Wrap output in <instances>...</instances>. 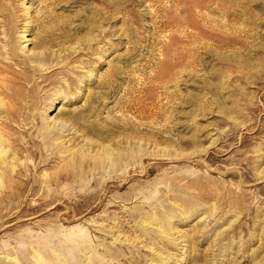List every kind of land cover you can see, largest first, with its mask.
Listing matches in <instances>:
<instances>
[{
	"label": "rangeland",
	"instance_id": "1",
	"mask_svg": "<svg viewBox=\"0 0 264 264\" xmlns=\"http://www.w3.org/2000/svg\"><path fill=\"white\" fill-rule=\"evenodd\" d=\"M0 59L16 113L0 118L16 139L0 191L24 163L55 184L0 201L1 263L47 244L69 261L56 241L18 237L76 233L92 241L80 261L111 248L122 257L103 264H264V0H0ZM83 169L98 183L78 192L88 201L73 190Z\"/></svg>",
	"mask_w": 264,
	"mask_h": 264
},
{
	"label": "bare ground",
	"instance_id": "2",
	"mask_svg": "<svg viewBox=\"0 0 264 264\" xmlns=\"http://www.w3.org/2000/svg\"><path fill=\"white\" fill-rule=\"evenodd\" d=\"M25 39H26V37H25ZM29 40L30 39H26L25 41H29ZM15 49L16 48L14 45L8 44L7 52L9 53V55L12 58L16 57V55H15L16 50ZM13 56H15V57H13ZM42 59H43V57H41V56H34L30 60L31 61H42ZM47 60H48V62L46 63V65H47L46 67H47V69H50V72L53 70H56L55 68L60 66V63H58L54 58L47 59ZM0 63L3 66V68H2L3 71H9V69H10L9 66L7 64H5L3 62V60L0 59ZM22 65H23L22 69L24 71L31 70V72L34 75L38 74V78L40 79V81L36 82L34 84H39L40 82L45 81L44 80L45 75L41 74L40 71L37 70V68L30 66L28 63H22ZM12 73H13L14 77L10 80V83L15 84L16 80L18 78L16 76L17 73H16V71H14ZM70 83L72 85H76V82L74 79H70ZM6 94H8V93L6 92ZM9 95L12 96L13 95L12 92L9 93ZM15 114H16L15 110L13 108H9L8 106L2 104L1 99H0V118L4 117L5 119H7L9 117H14ZM1 115H3V116H1ZM61 115L65 116V118H66V116H68V115H70V117L74 116V113L61 112ZM65 118H62V119L64 120ZM69 119H68V121H70ZM68 121H67V123H68ZM61 122H63V121H61ZM52 125H53L52 127L50 126L51 128H47L49 126V125H47V127H45V129L43 128V130L41 132H39L40 133L39 135L37 134L38 135L37 137L40 136L42 139L41 144L43 142H47L48 139L50 138V135L57 130L55 123H53ZM59 125H60V122H59ZM3 127L4 126L0 123V177H2L3 179H7V177L10 175L9 172L13 171V169H14L11 167L10 171L7 170V168H8L6 166L8 164L7 158H9L7 154L11 150L16 139L10 138L7 135V133L3 132ZM89 128H90V126H89ZM58 130H60V129H58ZM18 137H19V135H18ZM27 142L29 143L30 146L29 147L24 146V150H26L28 152L29 158L35 159L39 153L42 154V152H43L42 150H40L39 152L37 150L38 149V146H37L38 141L36 140V136H33V137L30 136V138H28ZM56 159H57L56 153L52 152L49 155L43 156L41 158V162L44 165H49L50 163H52ZM109 161H112V160H110L108 157H106V158L104 157V158L100 159V161L98 162L99 163V171H98L97 176L102 174L101 168H103V167H105V165L109 164ZM31 170H32V168L27 163H24L23 166L21 167V170L19 172H17V171L15 172V176H17V179L19 178L21 180V182L18 184L14 183L13 187L15 189V192L6 191V190L0 191V201H4V202L25 201L29 196L35 197V195H36V192L34 190L35 188L38 189L40 187H43L44 184L49 185V186H55L53 180L42 182L39 179L35 178L34 176H32ZM77 171L79 172V175H77L78 177H76L75 184L73 185L74 194H76L75 197L81 198V200H84V201L91 200L93 198L92 195L81 197L82 195L80 196L78 194V192H81L84 190H86V192H87L88 189H90L91 187H93V188L96 187V185L98 184L97 178L95 177V175H93V178H92V176H90V173H88L85 169H83L81 171H79V170H77ZM115 172H117V171H115ZM112 173H114V172H112ZM55 178L57 180H63V181H73L74 180L73 175L69 174L68 172H60L57 175H55ZM7 182H9V181H7ZM3 183H4V181H2V179L0 178V188L3 187ZM27 191L29 193H27ZM54 197L55 196L50 197V199L53 200ZM31 239L35 240L37 242H44L46 240L56 241L58 244V248L64 250L68 255H70V260L68 261L66 257L62 258L61 254L57 250H55V248L53 246H51L50 244H47L45 246H39L36 250L35 249L29 250V248H27L26 246L18 248V252L20 255L19 256L15 255L16 256L15 257L12 254L14 257L7 258V259H9V264H103L104 258H107L108 260L109 259L112 260V259H118V258L122 257V253L119 252L117 249L103 248L104 249L103 250L104 255L102 256V259L95 258L93 256L91 257V256L85 255L84 259L86 260V263L84 262L85 260L80 261L81 259L79 258L77 253H85V252L88 253L89 249H91V242L92 241L90 242L89 238L84 234L73 233V234H70L67 236H63V235H59V233H56L54 235H37V236L25 235V236L18 237V240H24V241H27V240L29 241ZM93 243H94V241H93ZM31 248H34V246L32 245L30 247V249ZM31 252H33V254H31ZM6 253H8V252H6ZM0 254H2V253H0ZM5 256L7 257L9 255H5ZM0 264H4V263L0 262Z\"/></svg>",
	"mask_w": 264,
	"mask_h": 264
}]
</instances>
